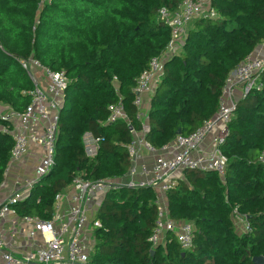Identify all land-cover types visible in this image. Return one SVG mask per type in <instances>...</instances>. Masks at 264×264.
Here are the masks:
<instances>
[{
  "label": "trees",
  "instance_id": "1",
  "mask_svg": "<svg viewBox=\"0 0 264 264\" xmlns=\"http://www.w3.org/2000/svg\"><path fill=\"white\" fill-rule=\"evenodd\" d=\"M181 0H0V103L23 113L35 86L21 60H37L68 79L58 123L55 165L30 195L14 201L17 215L50 220L56 196L78 175L87 180L124 177L127 145L140 131L135 89L151 61L165 53L171 30L160 17ZM209 13L194 20L181 53L168 56L148 107L149 133L158 150L178 131L188 136L219 110L228 78L264 43V0H209ZM260 87L238 103L221 146L226 184L213 172H185L167 194L171 216L195 220L193 248L176 239L152 248L155 193L124 188L103 196L96 244L87 264H255L264 258V68ZM121 102L126 121L107 124L109 106ZM0 131V190L10 164V126ZM100 139L89 159L83 136ZM246 228L238 234L236 215ZM154 251V254L151 253Z\"/></svg>",
  "mask_w": 264,
  "mask_h": 264
},
{
  "label": "built area",
  "instance_id": "2",
  "mask_svg": "<svg viewBox=\"0 0 264 264\" xmlns=\"http://www.w3.org/2000/svg\"><path fill=\"white\" fill-rule=\"evenodd\" d=\"M50 1L41 0V5ZM207 13L212 17L215 15L209 9V0H181L174 11L163 9L160 12L161 20L171 30V40L165 53L154 58L149 69L138 79L134 105L138 109L137 119L141 122V129L138 131L130 127L133 138L127 145V174L121 178L96 180H87L78 175L66 191L56 196L50 220L24 216L21 217L24 228L20 230L15 228V223L11 224L12 236L27 238L30 249L24 254H15L0 238V264H87L96 244L95 231L102 228L101 222L96 219L99 207L92 206V203L110 191L124 188L149 189L155 193L157 216L149 237L153 249L171 238L176 239L182 251L193 248L195 226L172 218L167 194L176 189L180 181H185V172L188 171L213 172L219 178H225L228 159L222 153L221 146L229 135L228 125L237 113L238 103L251 91L261 88L260 73L264 68V59L249 56L228 78L214 118L191 135H177L159 150L148 142L149 114L144 96L151 97L155 92L166 58L174 54L178 42L186 38L190 24ZM20 66L26 71L31 67L36 68L34 70L43 73L47 85L41 86L35 80V88L30 93L31 103L23 113L0 103V119L10 126L14 141L5 181L16 173L18 188L15 197L0 200V222L8 216H16V210H11L13 202L30 195L35 185L51 173L55 165L60 113L68 88L64 72L51 71L33 59L21 60ZM118 121H126L130 126L121 102L109 106L106 123ZM0 131L7 132L6 126L0 125ZM83 146L86 157L93 159L99 153L100 139L87 132L83 136ZM29 155L31 159H26ZM25 160L32 168L17 173L14 168ZM261 162L264 163V155ZM237 219L247 230L244 216L238 215Z\"/></svg>",
  "mask_w": 264,
  "mask_h": 264
},
{
  "label": "crops",
  "instance_id": "3",
  "mask_svg": "<svg viewBox=\"0 0 264 264\" xmlns=\"http://www.w3.org/2000/svg\"><path fill=\"white\" fill-rule=\"evenodd\" d=\"M261 46L256 48V51H255L256 53L253 54L254 56H259L260 58L264 57V51H263L264 46L262 47ZM36 72H39V71H36ZM41 75L43 77L42 73ZM150 100H151L150 96H147V95L144 96V102H146V105L149 106ZM210 140L207 141L208 144L210 143ZM30 156L31 155H29L26 159H31ZM31 168H32V165L30 164L27 168H25V170H29ZM15 178H16V173L12 174L11 177L6 179V181L3 183L1 190H0V200L4 201L12 197H15L17 195L18 188L16 187ZM20 179L21 177L18 180ZM12 223L16 224L15 228L18 230L24 228V224L21 220V216H18V215L8 216L5 221L0 222V238L8 245L9 251H12L15 254L21 255V254H24L25 251L27 252L30 249V246H29L30 241H28V239L25 238L24 236H20V237L18 235H16L15 237L12 236V233H11Z\"/></svg>",
  "mask_w": 264,
  "mask_h": 264
},
{
  "label": "rangeland",
  "instance_id": "4",
  "mask_svg": "<svg viewBox=\"0 0 264 264\" xmlns=\"http://www.w3.org/2000/svg\"><path fill=\"white\" fill-rule=\"evenodd\" d=\"M184 40H185V38H184L183 40H181L180 42H178L175 53H176V52H177V53H181L180 50H181V47L183 46ZM262 46H264V45H262ZM262 46H261V47H262ZM263 51H264V48H263ZM254 53H256V52H254ZM253 56H254V55H253ZM254 58H260V57H259V56H255ZM261 59H264V57H262ZM34 69H36V68L31 67V68H29L28 71L25 70L26 72H28V74H29L31 80H32L33 83H34V86L36 85V84H35V80H36L37 84L40 83L41 86H45V85H46V81H45V77H44V75H43V77H42L41 73L36 72V70H34ZM42 74H43V73H42ZM38 82H39V83H38ZM4 107H7V106L4 105ZM7 108L9 109V107H7ZM145 108H146V107H145ZM29 165H30V164L28 163V161L25 160L22 164H20V165H18V166L16 165V167H15L14 169H15V171H16L17 173L21 174L22 171L25 170V168H27ZM125 182H127V180H125ZM218 182H219L220 184H222V185H225V184H226V180H225V179H220V180H218ZM101 203H102V200H101V198H100V199L94 201V202L92 203V206L98 208V207L101 205ZM11 210H12V211H15L16 209H15V208H11ZM238 215H239V214L236 215V219H235V221H236V225H237V228H238V231H237V232H238V234H240V233L243 231V230H241V229H243V225H241V224H240V221H238V219H237V216H238ZM186 222H189L190 224H192L193 226H195V220H194V219L186 220ZM94 230H95V228H94Z\"/></svg>",
  "mask_w": 264,
  "mask_h": 264
},
{
  "label": "water",
  "instance_id": "5",
  "mask_svg": "<svg viewBox=\"0 0 264 264\" xmlns=\"http://www.w3.org/2000/svg\"><path fill=\"white\" fill-rule=\"evenodd\" d=\"M177 135H182L181 131H178ZM152 255L154 254V251L151 253ZM255 264H264V258L258 257L254 259Z\"/></svg>",
  "mask_w": 264,
  "mask_h": 264
}]
</instances>
